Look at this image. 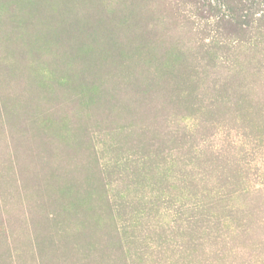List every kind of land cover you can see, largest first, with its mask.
<instances>
[{
    "label": "rangeland",
    "instance_id": "obj_1",
    "mask_svg": "<svg viewBox=\"0 0 264 264\" xmlns=\"http://www.w3.org/2000/svg\"><path fill=\"white\" fill-rule=\"evenodd\" d=\"M251 1L0 0V264H264V42L199 33Z\"/></svg>",
    "mask_w": 264,
    "mask_h": 264
},
{
    "label": "trees",
    "instance_id": "obj_2",
    "mask_svg": "<svg viewBox=\"0 0 264 264\" xmlns=\"http://www.w3.org/2000/svg\"><path fill=\"white\" fill-rule=\"evenodd\" d=\"M259 1L252 0L251 5L256 6L259 4ZM264 1V0H261ZM202 19H205V23H209L207 17H200ZM185 22L194 25L195 20H191L190 18H183ZM216 28L212 27V30H208L206 27L203 28L199 33L208 35L209 42H215L217 45H223V46H234V43H240V41H243L244 38L241 37L242 32H250L253 35H258L261 39L260 44L264 42V18L260 16H256L253 14L244 15L239 14L235 11L230 13H220L217 11V21L213 23ZM255 43V42H254ZM256 44V43H255ZM202 136L206 142L207 137L211 136L207 132H203ZM207 156H214L215 160L211 161L214 165H217V149L211 148L210 145H208L205 148ZM248 166L247 164H245ZM215 169V168H214ZM214 169L212 171H214ZM243 169L242 165L237 162L235 165L234 170L237 172H241ZM204 171H207V169H204ZM256 174L262 176L264 178V172H260V174L257 171V167H255ZM207 173V172H206ZM227 173V174H226ZM222 172V178L223 181L228 180L230 177V173L228 172ZM237 174H234V177H236ZM215 179L219 177V180L221 176L215 175ZM218 181H216V184H213L211 189L208 190V193L203 197H194L193 200H190L188 203L184 205H179L176 208V214L175 219H173V222L175 223L170 230V233H173L174 236H177L178 230L181 227L180 221L184 219V222L186 223V229L189 232L196 233L197 237H203L205 231L208 229L210 232L214 231L217 234V215L215 213L217 208V204L222 200H227L228 197L222 196V188L219 187ZM230 190V189H229ZM231 191V190H230ZM194 193V192H191ZM178 223V224H177ZM176 229V231H174ZM164 230V229H163ZM167 231V230H166ZM169 231V229H168ZM181 236V234L179 235ZM217 236V235H216ZM190 241V238L189 240ZM196 241L200 244L199 239H196L193 243H196Z\"/></svg>",
    "mask_w": 264,
    "mask_h": 264
}]
</instances>
